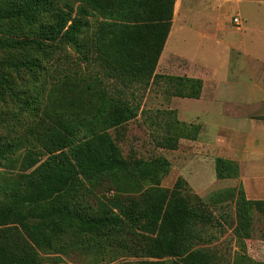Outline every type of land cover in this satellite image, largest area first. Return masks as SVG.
Instances as JSON below:
<instances>
[{
	"label": "trees",
	"instance_id": "16d2710c",
	"mask_svg": "<svg viewBox=\"0 0 264 264\" xmlns=\"http://www.w3.org/2000/svg\"><path fill=\"white\" fill-rule=\"evenodd\" d=\"M175 1L0 0V102L7 96L19 97L11 73L39 75L43 64L37 56L49 57L51 45L74 46L81 58L96 49L120 82L110 88L104 78L92 77L90 81L101 89L95 92L85 78L69 77L61 89L87 94L81 119L49 124L16 139L0 136V162L8 166L19 161L15 146L22 140L28 145L20 161L23 172L9 181L12 186L0 200V264H41L39 251L53 249L64 232L88 235L92 241L84 246L108 249L109 261L117 264H222L216 250L204 246L208 226L230 222L238 239L249 235L245 227L254 208L264 213V199L248 198L241 185L212 193L208 203L181 176L174 188L161 187L157 170L169 166L168 161L132 166L110 132L144 112L139 90L131 87H151L160 77L155 71L170 33ZM93 16L97 21L89 36ZM16 51L21 58L14 60ZM164 78L175 83L174 95H201L200 79ZM36 98L27 104L32 107ZM159 113L158 109L145 120L160 147L176 149L175 135L198 138L201 125L179 120L175 125L159 123ZM165 127L168 134L160 137ZM215 161L218 178L238 177L235 161L223 157ZM118 184H125L130 193L107 196L100 188L123 191ZM234 198L236 221L227 211L211 207ZM139 257L144 259L136 261Z\"/></svg>",
	"mask_w": 264,
	"mask_h": 264
},
{
	"label": "rangeland",
	"instance_id": "374dc122",
	"mask_svg": "<svg viewBox=\"0 0 264 264\" xmlns=\"http://www.w3.org/2000/svg\"><path fill=\"white\" fill-rule=\"evenodd\" d=\"M90 21L89 36L96 25L97 18L93 16ZM88 40L91 39L88 38ZM169 43H173V40ZM170 49L171 45L168 44V50ZM48 51L49 57L47 58L41 57V55L37 56L41 58L43 64L38 70L39 75H33V72L22 70L20 72L14 71L9 76L13 89L19 97L15 95L7 96L5 101L0 102V136L4 139L8 140L11 137L16 139L22 135H29L31 131H42L49 124L55 125L67 120L81 119L85 108L88 106L87 94L78 89L73 92L61 89L60 85L69 77L79 76L85 78L93 86L95 92L96 90L101 91V89L97 84L90 81L92 77L95 79L104 78L108 82L107 84L111 86L110 88L120 86L119 80L114 76V73L107 70V64L101 59L96 49L91 48L86 52L87 56H83V58H81L82 54L71 45H51ZM15 54L18 58L14 60L21 58L20 51H16ZM2 57H7V54L2 53ZM85 57H88L89 60H85ZM176 62L179 66L184 64L180 59H176ZM155 73L160 77L151 87L138 88L135 85L131 87L132 89H138L140 92L141 108L144 109L143 114L110 131L125 157L132 166H137L142 162L168 161L169 166L164 165L157 170V172L159 171L160 186L172 189L178 177L181 176L187 181L192 192L196 193L203 202L208 203L210 195L214 192L228 187L237 186V188H240L238 181H235L234 178L217 177L215 154L204 155L200 153L196 142H190L188 139L183 140V138H179L178 135L173 133L177 147L171 150L162 148L153 141L151 136V128L153 127L150 126L149 121L145 120L148 115H155L154 113L159 109V123L168 121L175 125V120H179L172 103V99L177 97L173 94L175 83L171 81L170 84V81L164 77L168 75L187 77L162 74L158 71H155ZM36 95L39 98H36V102L32 107L29 106L27 100ZM161 113H163V116H161ZM185 123L188 124V122ZM166 134H168L167 127L160 132L159 136L162 137ZM27 149L28 145L22 140L18 146H15L14 157L19 161L14 166H8L4 160L0 162V200L3 199L4 190L12 186L9 181H15L18 175L23 172L20 169L22 165L20 161ZM181 157L186 160L184 165L188 172L186 177L180 175L182 171ZM118 185H121L123 191L115 189L109 191L105 185L100 188L102 192H106L107 196H112L115 192H122L125 195L130 193L125 184ZM211 207L216 212L219 209L224 213L227 211L231 216V221H236L235 198L232 202L216 203ZM207 229L204 246L216 250L215 252L220 256L222 264H254L256 262L264 264V213H261L258 208H254L252 221L248 228L245 227L249 235L243 234L237 239L231 223L226 221L223 222L222 226H208ZM67 233L64 232L60 235V239H58L53 249L39 251V262L41 264H117L116 260L109 261L111 256L108 249L84 246L92 241L88 235ZM82 245L86 248H83ZM143 259L139 257L136 261Z\"/></svg>",
	"mask_w": 264,
	"mask_h": 264
},
{
	"label": "crops",
	"instance_id": "0c3cea01",
	"mask_svg": "<svg viewBox=\"0 0 264 264\" xmlns=\"http://www.w3.org/2000/svg\"><path fill=\"white\" fill-rule=\"evenodd\" d=\"M156 69L202 81L200 97L172 99L179 120L202 127L188 140L204 155L235 161L246 196L264 199V0H176ZM180 164L186 177L183 157Z\"/></svg>",
	"mask_w": 264,
	"mask_h": 264
},
{
	"label": "built area",
	"instance_id": "2783aa9c",
	"mask_svg": "<svg viewBox=\"0 0 264 264\" xmlns=\"http://www.w3.org/2000/svg\"><path fill=\"white\" fill-rule=\"evenodd\" d=\"M232 22L234 24V26L237 28V29H242V19L239 15H234L232 17Z\"/></svg>",
	"mask_w": 264,
	"mask_h": 264
}]
</instances>
